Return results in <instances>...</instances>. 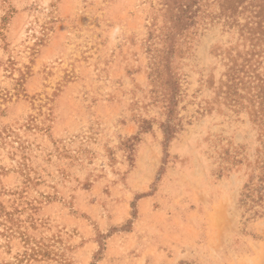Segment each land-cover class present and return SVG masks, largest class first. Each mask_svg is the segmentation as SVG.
Segmentation results:
<instances>
[{
	"label": "rangeland",
	"instance_id": "rangeland-1",
	"mask_svg": "<svg viewBox=\"0 0 264 264\" xmlns=\"http://www.w3.org/2000/svg\"><path fill=\"white\" fill-rule=\"evenodd\" d=\"M0 264H264V0H0Z\"/></svg>",
	"mask_w": 264,
	"mask_h": 264
}]
</instances>
